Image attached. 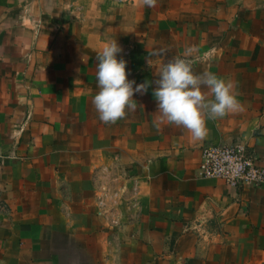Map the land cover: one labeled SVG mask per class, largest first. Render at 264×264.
Here are the masks:
<instances>
[{
    "label": "crops",
    "instance_id": "0c3cea01",
    "mask_svg": "<svg viewBox=\"0 0 264 264\" xmlns=\"http://www.w3.org/2000/svg\"><path fill=\"white\" fill-rule=\"evenodd\" d=\"M114 39L136 84L195 47L240 109L197 141L154 125L152 84L102 123ZM235 141L264 167V0H0V264H264V185L199 175L203 146Z\"/></svg>",
    "mask_w": 264,
    "mask_h": 264
},
{
    "label": "clouds",
    "instance_id": "9594fccd",
    "mask_svg": "<svg viewBox=\"0 0 264 264\" xmlns=\"http://www.w3.org/2000/svg\"><path fill=\"white\" fill-rule=\"evenodd\" d=\"M144 6L155 7L157 0H142ZM195 47H187L182 55L164 60L155 75V81L145 80L136 84L128 79L127 61L117 58L123 52L114 39L96 53L98 61L95 78L98 91L92 98V105L104 124H115L135 111L137 101L134 95H144L154 84L153 96L157 102V115L153 120L159 128L162 124L181 127L194 140L207 136V120L219 119L240 109L235 83L219 77L211 71L197 73L194 65L202 57L194 56ZM166 57V53H161ZM149 63V62H148ZM149 66L151 64L149 63Z\"/></svg>",
    "mask_w": 264,
    "mask_h": 264
},
{
    "label": "built area",
    "instance_id": "2783aa9c",
    "mask_svg": "<svg viewBox=\"0 0 264 264\" xmlns=\"http://www.w3.org/2000/svg\"><path fill=\"white\" fill-rule=\"evenodd\" d=\"M199 175L223 179L234 188L264 185V167L243 141L203 146Z\"/></svg>",
    "mask_w": 264,
    "mask_h": 264
}]
</instances>
